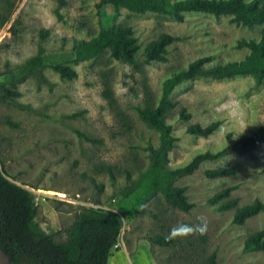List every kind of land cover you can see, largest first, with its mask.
<instances>
[{
    "label": "rangeland",
    "instance_id": "rangeland-1",
    "mask_svg": "<svg viewBox=\"0 0 264 264\" xmlns=\"http://www.w3.org/2000/svg\"><path fill=\"white\" fill-rule=\"evenodd\" d=\"M99 4L66 0L65 7L57 8L56 0H0V167L10 181L32 194L34 225L65 245L78 213L108 210L121 219L112 253L120 250L132 256L129 261L121 253L111 254L109 264H205L212 253L216 264H264V251L242 252L246 236L264 229V210L234 225V210L221 212L207 203L225 187L234 188L230 198L237 199L238 207L254 199L264 203V144L243 151L236 143L264 124V80L256 84L246 76L197 78L167 96L175 103L163 118L176 139L167 153L169 168L184 166L198 153H216L227 146V134L233 146L228 154L173 180L192 204L188 212L136 185L148 166L147 147L158 143L157 133L139 119L137 110L155 108L163 82L197 58L208 56L212 63L242 59L247 50L234 49L235 43L257 40L260 27L247 30L226 17L201 13H185L178 23L162 15L117 9L110 19L107 8L108 26L132 30L139 47L133 63L114 60L106 50L73 63V46L94 38L103 24ZM160 34L179 40L167 47L165 63L146 62L142 50ZM53 65L71 68L75 78H59ZM179 108L190 115L187 122L177 119ZM215 121L217 130L206 138L184 131L189 124ZM219 167L238 172L228 178L203 175ZM181 224L207 227L203 235L170 238V230ZM156 237L171 243L158 246ZM0 264H7L1 253Z\"/></svg>",
    "mask_w": 264,
    "mask_h": 264
},
{
    "label": "trees",
    "instance_id": "trees-1",
    "mask_svg": "<svg viewBox=\"0 0 264 264\" xmlns=\"http://www.w3.org/2000/svg\"><path fill=\"white\" fill-rule=\"evenodd\" d=\"M57 8H63L66 0H56ZM111 9L110 19L114 18L117 9L129 13L143 15L152 13L170 17L175 22H182L185 13H201L214 18L226 17L228 22L236 27L252 30L260 27L257 40H239L234 49L247 50L242 59L224 63H212L208 56L197 58L176 70L163 82L162 98L155 108L137 110V115L158 136L156 147H147L149 162L146 170L138 175L136 183L145 194H159L170 207L181 212H188L192 204L187 202L184 189L173 186L174 179L182 175L192 174L198 165L205 161H213L233 150L230 134L225 136L227 146L216 153L202 152L195 154L184 166L169 168L167 153L173 147L176 139L171 134V127L164 123L165 113L175 108V103L167 101L172 90L183 82L197 78L225 80L234 77H250L258 84L264 80V5L261 0H100L99 10L103 24L96 36L87 42H79L72 48L73 63L88 60L102 51L114 60L132 64L139 49L132 30L129 27H113L107 25L105 9ZM57 20L61 16L55 11ZM179 39L169 34H160L148 42L142 55L146 62L165 63L167 47ZM52 70L64 80L75 78V72L62 65H53ZM6 93H8L6 91ZM17 96L16 93H10ZM105 97L109 98L108 93ZM3 98H0L2 100ZM22 110L29 107L17 105ZM190 115L184 108L177 110V119L187 122ZM10 126V123H7ZM219 122H211L206 126L189 124L185 133L194 137L206 138L214 133ZM84 140L95 143L79 132H75ZM237 146L247 151L264 144V124L257 127L249 136L239 138ZM110 170H108V173ZM232 167L206 169L203 175L207 179L228 178L237 174ZM233 187H225L213 194L207 203L216 205L218 211L234 210L231 222L242 225L245 220L254 217L264 210V203L257 199L242 207L237 206V199L230 198ZM35 206L33 196L27 190L10 181L0 167V253L7 264H107L116 244L121 229L119 216L108 210L84 209L76 216L69 230L67 244L53 242L50 235L39 230L33 223ZM154 244L165 247L171 239L156 237ZM264 251V229L255 231L243 240L242 252ZM205 264H216L214 253L210 254Z\"/></svg>",
    "mask_w": 264,
    "mask_h": 264
},
{
    "label": "clouds",
    "instance_id": "clouds-1",
    "mask_svg": "<svg viewBox=\"0 0 264 264\" xmlns=\"http://www.w3.org/2000/svg\"><path fill=\"white\" fill-rule=\"evenodd\" d=\"M206 224L200 225H186L181 224L170 230V238L187 237L190 235L200 234L203 235L206 231Z\"/></svg>",
    "mask_w": 264,
    "mask_h": 264
},
{
    "label": "crops",
    "instance_id": "crops-1",
    "mask_svg": "<svg viewBox=\"0 0 264 264\" xmlns=\"http://www.w3.org/2000/svg\"><path fill=\"white\" fill-rule=\"evenodd\" d=\"M114 253H115V254H119V253L123 254V256L126 257V259H129V261H130V259L132 258V256H128L127 254H124V253L121 252L120 250L117 251V252H113L112 255H113ZM115 254H114V255H115ZM110 260H111V257L108 258V260H107V264H109V261H110Z\"/></svg>",
    "mask_w": 264,
    "mask_h": 264
}]
</instances>
